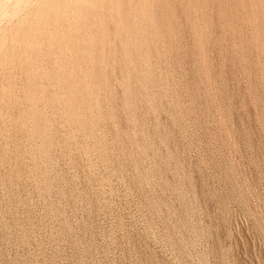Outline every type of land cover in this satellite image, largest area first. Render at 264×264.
Returning <instances> with one entry per match:
<instances>
[{
  "label": "rangeland",
  "instance_id": "1",
  "mask_svg": "<svg viewBox=\"0 0 264 264\" xmlns=\"http://www.w3.org/2000/svg\"><path fill=\"white\" fill-rule=\"evenodd\" d=\"M81 1L0 0V264H264V0H145L133 65L106 18L78 123L38 55L61 72Z\"/></svg>",
  "mask_w": 264,
  "mask_h": 264
},
{
  "label": "bare ground",
  "instance_id": "2",
  "mask_svg": "<svg viewBox=\"0 0 264 264\" xmlns=\"http://www.w3.org/2000/svg\"><path fill=\"white\" fill-rule=\"evenodd\" d=\"M91 1V3L93 4V5H97V6H101L103 3H104V5H106L105 4V0H90ZM147 2H148V4L149 3H151L152 5H154L155 6V4H156V6H159V5H161V6H163L164 8H166V9H164V10H166V11H168V14L171 12H173V11H175L176 12V9L175 8H173V2L171 1V0H146ZM177 1V0H176ZM179 1V0H178ZM181 1V0H180ZM188 1V0H187ZM187 1L185 0V2L187 3ZM190 1V0H189ZM188 1V2H189ZM193 1V0H192ZM201 1V0H200ZM203 1V0H202ZM236 1V0H235ZM243 1V0H242ZM254 1V0H253ZM256 1V0H255ZM258 1V0H257ZM82 2V4L79 6L80 8H77V9H75V11H76V16L78 17V19H79V22L77 23V27L76 28H74V29H72V31H73V33L74 34H76L75 35V38H74V40H70L71 38L69 37V38H67L69 41H68V48L67 49H69V57H68V61L67 62H65V61H63V62H61L60 63V69H59V71H61V72H58V73H55L56 72V68L54 69V70H50V71H48L47 69H46V67H44V64H43V62H44V53H47L46 51L43 53V52H39L40 54L38 55V56H40L41 57V67H40V75H42V76H44L45 77V79L47 80V82L48 83H52L51 84V86H53L52 88L54 89L55 87L57 88V86H59L61 83L63 84V86L61 85V87H63L64 89H63V94L61 95V96H58V92H57V97H56V99L55 100H53L52 99V101H58L60 104H62L65 108H67L68 109V111H69V113H70V117L72 118V119H74L75 121H77L78 123H82V122H80L81 121V119L79 120V114L80 113H82L83 112V114L84 113H87L86 111L87 110H85V109H87L86 108V105H87V102L88 101H90V100H88L87 98H86V95L87 96H89L88 94H86V95H84V93H85V91H84V86L86 85V84H88V83H90L91 81H93V82H97V81H100L101 80V78H100V74H99V70H97V66L99 65L98 64V62L100 63V61H99V59H100V56H102L101 55V53L99 52V50H98V48L100 49V48H102V46H106V45H109L110 46V44L111 43H109V42H111L110 40V36L108 35V32L106 31V29H104V28H106V26H105V20H106V18H112V20L115 22V24H117L118 26V28H117V32L115 33V35L117 36V43H116V47L117 48H114V49H118L119 51H120V49H121V52H123L124 51V53L125 54H127V55H125L126 56V61H127V65L130 63V64H132L133 65V63H135L134 61V56H133V54L135 55V52H136V50H134L133 48H134V44H132L133 42H131L130 41V39H132V38H135V37H139L140 36V30H142V29H139V28H136V27H138V25L137 26H135L134 25V22H133V18H138V16H137V14H139V12H138V8L140 7V6H142L143 5V3L145 2V0H112V2H111V4H110V7H111V9L109 10V12L110 13H108L109 14V16H107V13H105V11H107V8H106V6L103 8V11H101L100 12V10H98V9H95V8H84V7H82L83 6V3L85 2V0L83 1H81ZM195 2H196V0H195ZM198 3H199V5H201L202 6V4L199 2V1H197ZM249 2V5H250V2H251V0L250 1H248ZM106 3H107V1H106ZM146 3V2H145ZM172 3V4H171ZM179 3V2H178ZM180 3H183V2H180ZM193 3H194V1H193ZM193 3H191V1H190V3L189 4H193ZM202 3H205V2H202ZM239 3V2H238ZM253 3V2H252ZM264 3V2H263ZM55 4V3H54ZM54 4H52V6L54 5ZM148 4H146V5H148ZM150 4V5H151ZM158 4V5H157ZM206 4V3H205ZM244 4H247V0H246V3H244ZM244 4H242V5H244ZM258 4V3H257ZM151 5V6H152ZM174 5H176V4H174ZM198 5V4H197ZM240 5H241V3H240ZM249 5H247V6H249ZM254 5V4H253ZM259 5H260V2H259ZM258 5V6H259ZM262 5V4H261ZM261 5H260V7H261ZM150 6V7H151ZM154 6L153 7H151L149 10H143V12H146L145 13V15H148V17H150V18H148L147 16V19L146 20H148V19H152L153 20V23H154V25H155V29H158V30H160V28H161V23H163V21H161V16H160V19H159V14H157V10H155L154 9ZM155 6V7H156ZM177 6V5H176ZM176 6H174V7H176ZM179 6H181V5H179ZM182 6H183V4H182ZM245 6V5H244ZM264 6V5H263ZM145 7H147V6H145ZM190 7H191V5H190ZM190 7H188V9L190 8ZM196 8L197 9V7L196 6H193V7H191V9L192 8ZM200 7V6H199ZM204 7V4H203V6H202V8ZM242 7V6H241ZM246 7V6H245ZM250 7V6H249ZM252 7V6H251ZM142 8V7H141ZM148 8V7H147ZM182 8V7H181ZM184 8H185V6H184ZM175 9V10H174ZM180 9V8H179ZM183 9V8H182ZM186 10H187V8H185ZM199 9H201V7L199 8ZM246 9V8H245ZM253 9V8H252ZM141 10V9H140ZM178 10V9H177ZM181 10V9H180ZM193 10V9H192ZM160 11V10H159ZM166 11L164 12V13H166ZM185 11V10H184ZM188 11V10H187ZM187 11L185 12V14L187 13ZM41 12V11H40ZM70 12H71V10H70ZM138 12V13H137ZM161 12V11H160ZM175 12H174V15H175ZM42 13V12H41ZM137 13V14H136ZM141 13V12H140ZM191 13V11L189 12V14ZM251 13H252V10H251ZM143 14V13H142ZM141 14V15H142ZM165 16H163L164 18L165 17H167L168 15L167 14H164ZM167 15V16H166ZM187 15H188V13H187ZM170 16V15H169ZM172 16V15H171ZM192 17V14L191 15H189V17ZM253 16V15H252ZM88 17H89V20H92V23L94 22V24H97V22H101L102 24H101V27H100V32H98V31H96V33H95V31L93 32V31H90V27L89 28H86V26H85V22H86V20L88 19ZM142 17H143V15H142ZM145 17V16H144ZM143 17V18H144ZM136 18V19H137ZM163 18V19H164ZM170 18V17H169ZM194 18V17H193ZM162 19V20H163ZM168 19V17L166 18V20ZM196 19V18H195ZM135 20V19H134ZM139 20L140 19H138V21H137V23L139 22ZM145 20V19H144ZM166 20H165V23H166ZM198 20V19H197ZM78 21V20H77ZM136 21V20H135ZM149 21V20H148ZM148 21H146L147 23H149ZM168 21V23H170L169 22V20H167ZM193 21V20H192ZM199 21V20H198ZM197 21V22H198ZM38 22H40V21H38ZM173 22V21H172ZM189 22H190V20H189ZM194 22H196V21H194ZM200 23L202 22V21H199ZM204 22H207V21H204ZM203 22V23H204ZM40 23H42V22H40ZM46 23V22H45ZM43 24V26H42V28H41V30H40V32H39V34H40V36H42L43 34H44V32L43 31H45L47 28L48 29H50L49 27H47L46 25H51V24H44V22L42 23ZM42 24H40V27H41V25ZM100 23H98V25H99ZM150 24H152V23H150ZM164 24V23H163ZM191 24H193V23H191ZM153 25V26H154ZM168 25V24H167ZM166 25V26H167ZM197 25V24H196ZM202 25V24H201ZM205 25V24H204ZM169 26V25H168ZM170 26H171V24H170ZM174 26V25H173ZM46 27V28H45ZM140 28H142L143 26H139ZM164 27H165V25H164ZM175 27V26H174ZM59 28H61V27H59ZM166 28H168V27H165V29ZM171 28V27H170ZM38 29V28H37ZM144 29V28H143ZM163 29V25H162V28H161V31H163V33H164V31H165V29L164 30H162ZM174 29V28H173ZM176 29V28H175ZM61 30H63L62 28L58 31V32H60ZM170 30V29H169ZM51 31V30H50ZM64 31V30H63ZM146 31V30H145ZM157 31V30H156ZM38 32V31H37ZM43 32V33H42ZM46 33L45 34H47V31H45ZM65 32L66 31H64L63 33H61L60 32V34H61V38H63L64 37V35H66L65 34ZM166 32H167V30H166ZM170 32H172V28H171V31ZM48 33H49V31H48ZM72 33V34H73ZM142 33H144V31L142 32ZM141 33V34H142ZM42 34V35H41ZM51 34H52V36L50 35V37H53L54 35L53 34H55V36H57V32L55 33H52V31H51ZM74 34H73V36L72 37H74ZM159 34V33H158ZM175 34V33H174ZM62 35H63V37H62ZM69 35V34H68ZM144 35V34H143ZM146 35V34H145ZM38 36V35H37ZM43 37V36H42ZM45 37H47V35L45 36ZM44 38V37H43ZM48 39L46 40V39H44V40H46L47 42H48V40H49V37H47ZM53 38H56V37H53ZM141 38V37H140ZM52 38H50V40H51ZM59 39H60V35H59ZM63 39H65V37L63 38ZM62 39V40H63ZM73 39V38H72ZM136 39V38H135ZM138 39V38H137ZM142 39V38H141ZM41 40V39H40ZM39 40V41H40ZM43 40V39H42ZM41 40V41H42ZM44 40L42 41L43 43H45L44 42ZM55 40V39H54ZM61 40V39H60ZM66 40V39H65ZM138 40H140V39H138ZM37 41V40H36ZM52 41V40H51ZM64 41V40H63ZM57 42V41H56ZM39 43V42H38ZM41 43V42H40ZM42 43V44H43ZM52 43L54 44V41H52ZM107 43V44H106ZM135 43V42H134ZM47 44H49V43H47ZM44 45H46V44H44ZM108 46V47H109ZM53 47V49H52V51H53V53L56 55V53L57 52H59V53H61L60 52V50L59 51H57L56 50V48L54 47V46H52V44H51V48ZM107 47V46H106ZM112 47V46H111ZM67 49H65V50H67ZM104 49V48H103ZM101 50V49H100ZM123 50V51H122ZM149 50V49H148ZM41 51V50H40ZM68 51V50H67ZM101 51H103V50H101ZM146 51V50H145ZM37 52H38V50H37ZM106 52V51H105ZM148 51H146V53H147ZM33 52H31V54H32ZM35 53V52H34ZM99 53H100V55H99ZM107 53V52H106ZM109 53V52H108ZM142 53H144L143 51H142ZM149 53V52H148ZM150 53H151V51H150ZM149 53V54H150ZM111 54H113V53H111ZM32 55H34V54H32ZM143 55V54H142ZM144 55H145V53H144ZM143 55V56H144ZM27 56H28V54H27ZM104 56H107V54L106 55H104ZM33 57V56H32ZM57 58L59 57V56H56ZM103 57V56H102ZM146 57H149V56H145V58ZM26 58V57H25ZM62 58V57H61ZM136 58H137V56H136ZM27 59V58H26ZM30 59V56H29V58L27 59V60H29ZM144 59V58H143ZM22 60H25V59H22ZM102 60V59H101ZM146 60V59H145ZM104 61V60H103ZM125 61V60H124ZM102 63V62H101ZM24 64V63H23ZM125 64V63H124ZM129 64V65H130ZM25 65H27V63H25ZM101 65V64H100ZM23 66V65H22ZM26 67V66H25ZM125 67V66H124ZM27 69V68H26ZM24 71H26L25 69H24ZM28 71V70H27ZM37 71H39V70H37ZM55 71V72H54ZM58 71V70H57ZM29 72V71H28ZM28 72H25V73H28ZM26 75V74H25ZM28 75V74H27ZM29 77V76H28ZM27 80H29L28 78H27ZM37 80V79H36ZM35 80V81H36ZM25 81V80H24ZM30 81V80H29ZM32 81V80H31ZM33 81H34V79H33ZM23 82V81H22ZM24 83V82H23ZM25 83H27L26 81H25ZM24 83V84H25ZM24 84H22V85H24ZM28 84V83H27ZM27 84H26V92H24V94H25V98L24 99H26V101H28L29 100V103L31 104L33 101H36V100H34V98H33V90L35 91V89H36V87H34L36 84H34L33 86L32 85H30V84H28V86H27ZM31 84H32V82H31ZM40 86H42V85H40ZM46 86V85H45ZM50 86V87H51ZM22 87V88H23ZM39 87V86H38ZM44 87V86H43ZM60 87V86H59ZM35 88V89H34ZM41 88V87H40ZM127 88V87H126ZM38 89V93H39V96L40 97H43L42 95H43V93L45 92L44 90H39V88H37ZM36 89V90H37ZM59 89V88H58ZM58 89H57V91H58ZM87 89V88H86ZM52 90V89H51ZM60 90V89H59ZM47 91V90H46ZM53 91V90H52ZM22 92V93H23ZM53 92H55L56 93V91H53ZM61 92V91H60ZM88 92V91H87ZM35 93V92H34ZM24 94L22 95V96H24ZM48 95V94H47ZM55 95V94H54ZM53 95V96H54ZM49 97V96H48ZM23 98V97H22ZM37 98V97H36ZM52 98V97H51ZM55 98V97H54ZM38 99H39V97H38ZM38 99H37V101H38ZM44 99V98H43ZM50 99V98H49ZM40 100V99H39ZM30 101H32V102H30ZM50 100H48V102H49ZM47 102V101H46ZM48 102H47V104H48ZM34 103V102H33ZM49 103H51V102H49ZM53 103V102H52ZM55 103V102H54ZM89 103V102H88ZM91 103V102H90ZM93 104V103H92ZM61 106V105H60ZM85 106V107H84ZM93 106H94V104H93ZM90 108H91V105H90ZM67 109H66V112H67ZM90 110V109H89ZM13 111V110H12ZM26 111V110H25ZM33 111V110H32ZM19 112V111H18ZM30 112V111H29ZM29 112H22V114L25 116V119H26V121H28L29 123L31 122L32 124H33V128L36 130V133H38V131H39V125L37 124L38 122L36 121V116L37 115H35L34 113H29ZM20 113H21V111H20ZM13 114V113H12ZM68 115V114H67ZM86 115V114H85ZM67 117V116H66ZM67 118H69V117H67ZM19 120H20V118H19ZM38 120V119H37ZM69 120H71V119H69ZM73 120V121H74ZM25 121V120H24ZM25 121V122H26ZM27 122V123H28ZM84 122V121H83ZM76 123V122H75ZM77 124V123H76ZM30 125V124H29ZM25 126V125H24ZM82 127V126H81ZM80 128V127H79ZM31 129V128H30ZM33 129V130H34ZM38 130V131H37ZM44 140V139H43ZM45 142V141H44ZM44 142H43V144H44ZM41 146H42V142H41ZM40 147V146H39ZM43 147H44V145H43ZM45 149V148H44ZM40 150V149H39ZM38 151V150H37ZM40 152V151H39ZM41 153V152H40Z\"/></svg>",
  "mask_w": 264,
  "mask_h": 264
}]
</instances>
